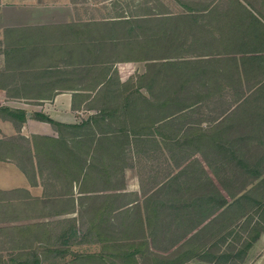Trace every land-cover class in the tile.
Returning <instances> with one entry per match:
<instances>
[{"label":"crops","instance_id":"1","mask_svg":"<svg viewBox=\"0 0 264 264\" xmlns=\"http://www.w3.org/2000/svg\"><path fill=\"white\" fill-rule=\"evenodd\" d=\"M14 8L17 9L9 18H2L0 14V31L7 30L12 34L16 31L27 33L36 28L49 27L39 23L40 15L47 11L45 7H37L28 0L17 2ZM70 9L73 10L70 4L64 8L68 17L62 26H66L63 28L66 30L81 25L74 22L73 15L69 13ZM175 17L193 19L172 23L170 29L175 32L176 41L187 47V60L204 62V71L199 77L207 82V93L250 94L252 92L249 89L264 80V0H208L205 6L184 8L181 14L173 16ZM45 19L47 18L42 20ZM72 46L76 48L77 45ZM29 51L30 49L23 50L19 46L14 48L10 52V63L21 60L22 66L17 67L20 72L42 71L44 61L40 56L32 60L33 56ZM0 59H3L4 66L7 58L1 55ZM52 59L51 67L46 68L51 72L50 80L46 81L42 76L39 81H23L10 89L0 87V111H20L25 113L27 118V122L20 126L4 120L0 114V256L45 253L49 256L47 264L54 263L55 256L52 255L57 251L93 256L100 253L101 244L104 245L102 241L109 244L110 241L117 240L115 234L118 229L121 233L120 239L125 241V235L132 233L130 242L141 243L142 248L148 249L146 253L158 258L156 263L158 260L161 263L166 255L182 249L216 217L195 230V224L188 215L189 211H172L175 212L173 216L170 214L163 219V208L170 206L167 204L170 196L161 193L163 185L143 197V201L147 203H143V207L139 208L133 226L129 223L127 227L125 220L121 221L120 225H115L112 221L107 222V228L102 226L100 232L101 222L96 218L100 210L95 205L97 201L111 194H117L118 198L132 194L141 196V186L136 179L118 193H112L110 190L107 193L85 191V185L86 188L89 187L87 182L96 176V168H93L91 175L85 179L83 160L86 151L83 152L79 145L83 137L61 136L53 130L52 125L39 121L38 117H46L60 126L83 127L93 119L88 114L96 109H92L90 105L99 93H103V89L86 88L83 86L85 83L79 81L81 79L68 75V71L75 70V64H58L59 59L55 55ZM76 61L78 60L73 58L70 63L78 64ZM86 65H89L86 68L94 73L93 59ZM137 65L139 64H127L124 67L131 69ZM77 66L84 67L85 64L80 63ZM116 68L114 67V71H118L122 83L135 76L134 69L126 71L125 68ZM55 72L59 73L53 74ZM189 93L202 94L197 90H189ZM33 94L35 96L31 97ZM92 114L96 115L94 112ZM15 128L20 130L19 135ZM6 131L11 133L6 134ZM19 138L28 144L25 152L23 147L13 145V141H18ZM73 145L75 150L69 151L68 147ZM205 166L208 168L206 163ZM105 170L108 172L103 167L102 172ZM131 171L132 169H129L125 173L128 180ZM210 178L228 199L213 173ZM184 202L187 205L196 203L190 198H183L182 203ZM88 203L92 205L91 210L86 207ZM109 205L106 206L107 211L102 209H105L108 217ZM132 206L133 204H128L122 207L119 215L131 210ZM87 209L92 212L88 222L84 219ZM118 213L113 211L114 215ZM168 218L174 219L172 225L164 224ZM222 240V234L212 239L207 233L203 240V254L222 255L227 247L226 240L223 245ZM138 243L132 245V248ZM259 244V250H262L264 236L257 245ZM187 247L189 246L184 249ZM190 253L188 251V254ZM262 253L264 257V250ZM21 263L24 261H16V264ZM26 263L32 264L33 260H26Z\"/></svg>","mask_w":264,"mask_h":264},{"label":"rangeland","instance_id":"2","mask_svg":"<svg viewBox=\"0 0 264 264\" xmlns=\"http://www.w3.org/2000/svg\"><path fill=\"white\" fill-rule=\"evenodd\" d=\"M25 2L28 0H0V14L2 18H9L15 12L14 7L17 2ZM33 2L37 7H45L46 12L40 15L39 23L47 24L49 27L36 28L33 31L22 33L21 31H16L14 34H11L10 31H0V56L5 55L7 58V63L3 66V59H0V87L3 88H12L16 87L23 81L28 83L39 81V78L43 76L44 79L50 80L49 78V69L51 67L53 59L52 56L55 55L58 57V64L62 62L68 64H75V70L68 71V75L81 79L83 86L86 88L93 89L94 85L98 83L99 76L106 73L111 67H104L98 69L99 71L94 73L90 69L86 68V63H90V60L93 59V62H96L97 54L99 48H97V33H87L80 35L81 40L76 48L73 45L75 41L74 33L71 30L63 29L66 26L64 22L68 17L65 14V6L69 4L72 6L69 13L73 15L74 22L78 24L86 23H102L104 21H115L119 18H142L145 16H153L156 19H161V22L156 23V29L169 30L172 26V23L167 25L164 21V18L173 17L174 15H179L184 11V8H196L197 6H205L208 0H29ZM63 8V9H62ZM64 14V16H63ZM42 17V18H41ZM47 18L45 20H42ZM71 18V19H72ZM163 18V20H162ZM154 19V18H153ZM1 22V21H0ZM80 26V25H79ZM146 31H152V26H144ZM74 29V28H73ZM80 29V28H79ZM144 30V29H143ZM79 31V30H76ZM139 38H144L145 35L141 31H136ZM177 33V32H176ZM25 36H27L26 39ZM173 36V35H172ZM141 41V40H140ZM143 41V40H142ZM160 43L163 45L173 46L177 44L175 35L171 38L163 37L159 39ZM175 43V44H174ZM132 44V41L129 42ZM178 45H182L179 41ZM30 49L29 53L33 56L32 60H35L37 56H40L43 60L44 69L39 72L25 71L20 72L17 70L19 65L22 66L21 60H16L15 62L10 63L11 60V50L17 47ZM130 48V47H129ZM119 53L124 54L125 57L129 58L133 55V52L126 47H121ZM112 52V49L109 50ZM130 52L131 54H127ZM142 52V51H141ZM179 55L183 58H188L187 54H184L181 49H179ZM28 53V54H29ZM143 53V52H142ZM43 56V58H42ZM136 57L139 56V51L135 54ZM73 58L77 59L78 64H85V67L77 66L76 63H70ZM31 61V60H30ZM28 63H30L28 61ZM120 65V66H119ZM115 67L118 70L119 68L124 69L127 64H119ZM205 67V64H204ZM135 76L130 80L137 84L139 79L144 80L145 85H150L151 77L153 78V73L148 71L147 64H139L134 68ZM125 68L126 71L131 70ZM118 72V71H116ZM55 72L53 74H57ZM111 85L103 89V93L96 97V99L91 103L90 107L95 108L93 112L96 115H93V112H89L88 116L90 118H95L98 115V112H104L106 115H114L115 118L110 119L109 121L90 125L84 129L79 130L78 132H73L71 130L62 131L65 136L80 135L83 137L82 142L79 144L82 147L84 153V158L89 149H93L91 153V159L88 160V165L91 166L88 175H91L92 169L96 168V173L92 181H88L85 191H97L99 193H107L108 190L112 193H118L117 190L121 191L127 187L128 183H132L134 180L138 179L142 195L132 194L124 198L116 196L117 194L108 195L109 197L97 201L96 206L100 208L99 215L96 217L100 223V232L102 231V226L105 227L107 222H115V225H120L121 221L125 220L126 226L128 224L134 225V220L138 212V208L143 207V203H147L144 200V196L153 192L156 188H160L168 180L176 176H181V173H184V177L179 181V184L182 188L189 187L190 197L186 195L184 198H191L193 201L201 202L203 197L206 195L207 181L204 175L200 172L205 171L207 176L210 177L212 174L209 167L205 166V160L202 155H206L210 161H214L212 154L208 149V146L202 140L200 136V130L204 133L209 131L213 126L215 120L221 118L220 116L228 111L235 110L238 106L236 101L239 99V93H230V94H211L207 93L208 86L207 82L204 85H194L190 86L183 91V93L190 94L188 97L196 94L189 93V90H197L202 92L199 95L200 104L197 105L190 111L173 118L171 121L170 128L165 129L164 137L158 136L155 133L152 136H146L144 138H131L130 147L124 152V155L114 154L113 144L109 142L111 138H114V134L118 132L120 127V122L125 117L124 109H130L135 107H140L145 105L141 99L146 98L150 102H153L155 98L161 99L163 96L170 95L173 98L179 92L175 88H167L162 84H158L154 88H149L148 90H142L141 96L138 95V90L135 85L131 87L128 85L125 88L118 86L115 78L112 77ZM120 80V78L118 77ZM166 79V78H165ZM65 80V77H64ZM83 80V81H82ZM114 80V81H113ZM128 80L127 82H129ZM92 81V83H91ZM205 81V80H204ZM121 84L122 83L119 81ZM142 82V83H143ZM217 84H220L219 81H216ZM168 84V83H167ZM206 85V86H205ZM206 88V89H205ZM178 91V92H177ZM238 92V91H237ZM120 93L124 96L120 98ZM35 96V94L31 95ZM183 96V95H182ZM178 99V98H177ZM124 100L135 101V104H132L130 107L124 103ZM179 100V99H178ZM183 100V99H182ZM155 104V103H153ZM116 111V113L114 112ZM156 111V110H155ZM3 112L0 111V114ZM155 118L161 116L160 112L154 114ZM8 116L2 114V118L6 120ZM132 120V118H130ZM130 120V122H132ZM133 124V123H131ZM15 130L20 134V130ZM55 132H58L57 128L53 127ZM187 130H192L188 132ZM60 131V130H59ZM152 132V131H151ZM11 132L6 131V134ZM113 135V136H112ZM112 136V137H110ZM107 138V139H106ZM109 139V140H108ZM204 141L202 145H198V142ZM186 142L191 143L190 145H184ZM30 144V143H29ZM14 146L23 147V152L27 148V142L23 141L22 138H19L18 141H13ZM75 150V145L71 147ZM71 149V150H72ZM247 152V151H246ZM256 150L249 153L251 157ZM202 154V155H201ZM248 154V152H247ZM259 155V154H258ZM115 159H120L116 163ZM126 168L124 169V167ZM103 167H105L108 172L107 175H104ZM132 169L129 174V180L127 179L126 171ZM231 169L230 172H232ZM187 174V175H185ZM223 178V175H221ZM227 180V179H225ZM186 183L188 185H186ZM86 184V183H85ZM175 189V188H174ZM255 202H259L263 207L255 208L252 203H246L244 205V211L247 212L246 217H242V210H236L235 212H230L226 214L223 218L218 217L217 220L212 221V223L207 226L204 230H201L199 234L191 239L188 244L182 247L176 253L170 252L165 257V264H185L187 262L194 261L191 264H263L264 257L262 251L264 250V244L262 245V250H259L261 244L257 245L260 242V239L264 236V177L263 179L252 182L250 187L247 189ZM91 202V200H89ZM111 203L110 205L108 203ZM128 204H133L131 210H127L123 214L114 215L113 211L117 208H122ZM110 206V213H108L106 206ZM86 207L92 208L90 203L86 204ZM85 207V208H86ZM105 208L106 211H102ZM87 209L84 213V219L88 222L91 217V213ZM164 215L163 219L168 217L170 214H175L172 212V209L164 207L162 210ZM190 213L195 211L189 210ZM100 213H102L100 215ZM199 213V212H198ZM229 213V212H228ZM197 214V213H196ZM129 215V216H122ZM195 215V214H194ZM173 216V215H172ZM82 217V216H81ZM129 217V218H128ZM127 220V221H126ZM173 218H168L165 220V225H172ZM130 221V222H129ZM221 221V222H220ZM220 222V223H219ZM107 228V227H105ZM135 230V229H133ZM208 230V232H207ZM106 232V231H104ZM109 232H107L108 235ZM209 233L212 239L218 238L222 234V238L226 240L227 247L224 253L221 254H203V240L205 235ZM120 231L116 229L115 241H110L106 244V241H102L104 245L101 244L100 253L89 256V255H71L63 251H57L55 255V261L53 264H164L163 262L157 261L155 256H151L146 253V248H141L138 241H131L132 233L125 235V241L120 239ZM117 235V236H116ZM258 235V239L253 241L252 237ZM121 236V235H120ZM123 238V236H122ZM227 238V239H226ZM224 240H222V245ZM214 241V240H213ZM219 242V239L217 240ZM136 246L132 245L137 244ZM187 247L184 249V247ZM248 246H250L248 248ZM258 246V247H257ZM144 247V246H143ZM166 247V246H165ZM168 249V247H167ZM182 250V251H181ZM172 251V250H171ZM188 251L191 252L188 254ZM135 252H140L138 255L132 254ZM49 256L45 253L40 255H16V256H0V264H16V261H25L29 260L37 264H47ZM102 258L104 261H101ZM11 261H14L12 263ZM39 262V263H38Z\"/></svg>","mask_w":264,"mask_h":264},{"label":"trees","instance_id":"3","mask_svg":"<svg viewBox=\"0 0 264 264\" xmlns=\"http://www.w3.org/2000/svg\"><path fill=\"white\" fill-rule=\"evenodd\" d=\"M164 20L167 25L171 23L187 22L189 20L193 21V19L187 17H167L164 18ZM159 21L161 22V19H156L153 16L131 19L123 17L109 22L82 23L80 26L67 29L74 33L73 36L75 37V41L72 43L76 45H81L79 44L81 40L80 35L93 32L98 34L96 42L98 43L97 48H99V52L96 62L94 63V71L97 70L96 72H98V69L104 67L111 68L106 70L105 74L99 76L98 83L94 85L93 89H97L98 87L105 89L111 85L112 77H114L118 86L120 85L121 88H125L128 85L130 87L135 85L140 98L142 97L140 93L142 90L152 89L158 84H162V81L165 87L167 86V88L179 90L175 95L179 100L170 95H165L161 99L155 98L153 102H150L148 99L142 97L143 99L141 100L145 105L124 109V112H126L125 117L119 123L120 127L118 132L114 134V138L112 137L113 135L110 136L112 138L109 142L113 144L114 154L124 155V152H126L131 145L132 137L139 139L152 136L153 133L164 137V131L170 128L169 126H172L171 121L173 118L192 110L201 102L199 99L200 94L196 93L188 97L190 94L183 93V91L188 90L187 88L190 86L192 87L196 84L203 85L205 83L203 78L199 77L204 71V62L189 61L187 58L178 56L180 53L179 49H181L184 54H187V47L178 45V41H176V46L173 45L172 47L168 46V44L163 45L162 42L160 43L159 39L163 37L172 38L175 32L171 29H156V23ZM150 25L153 27L152 31H146L144 26L147 27ZM141 30L145 35L144 38H139L137 36L136 31ZM26 38L27 36H25L24 39ZM130 41H132V44H129ZM121 47L130 49L133 55L129 58H122L125 57L124 54L117 51ZM111 49L112 52H109ZM138 51L139 56L136 57L135 54H137ZM127 54L131 53L128 52ZM119 64H147L148 71L154 75L153 78L151 77V84L145 85L143 81L146 79L142 78L138 80L139 82L137 84H134L131 80L126 84H121L118 79V72L114 71V67ZM257 85L258 86L249 89V91L252 92L250 94H238L241 96H239V99L236 101L238 105L236 109L224 112L220 116L221 118L215 120L214 126L209 131L204 133L201 130L199 131L202 140L204 138V141L208 142L206 144L210 151L209 155L212 154L215 160L210 161L206 155H201L223 191L227 194L229 200L223 196L222 192L216 187L204 170L200 173L206 178L208 191L201 202L196 201L194 205H187L185 202L182 203L186 195L190 197L189 187L184 189L179 184L185 172L181 173V176H176L168 180L161 190L163 195L170 196V200L167 204L170 205L169 208L172 209V211H195L194 213H188L195 224L194 230L201 227L211 218L216 217L215 220H217L219 216L220 218H222V216L224 218L226 214H230V212L232 213L236 210H242L241 216L246 217L247 212L243 210L246 203H252L255 208L263 207L259 202H255L246 190L250 187L252 182L259 181L264 177V80H261ZM100 94L101 93H99V95ZM123 96L124 95L120 93V98ZM124 103L130 107L132 104H135V101L124 100ZM1 112H3V115L5 114L8 116L6 118L7 121L19 124L20 126L27 122L26 115L23 112H13L9 110H2ZM114 112L116 113V111ZM157 112H160L161 116L155 118L154 114ZM112 118H115V116L106 115L104 112L99 111L95 118L79 128L60 126L46 117H38V120L57 128V133L62 136L64 135L62 132L64 130L75 132L77 129H84L91 124L99 123V121L105 123ZM130 118H132V120ZM130 120L132 122H130ZM187 131L190 132L192 130ZM204 141L198 142V145H202ZM190 144L191 143L186 142L184 145ZM71 149L72 148L68 147L69 151H73V149ZM253 150H256L255 153L259 155L253 154L250 157L249 153H252ZM92 152L93 149H89L86 158L83 160L85 179L89 177L88 172L91 166L88 165V160L91 159L90 156ZM113 160L118 164L122 162L119 161V158L115 159V156ZM231 169H233L232 172H230ZM104 175H107L106 170L104 171ZM221 175H223V178ZM186 185L188 184L186 183ZM120 209L121 208H117L115 212L118 213ZM137 210H139V208ZM262 221H264V218ZM257 239L258 235L252 237L253 241ZM140 247L142 248V246ZM249 247L250 246H248V248ZM138 254H140V252H135L132 254V257ZM100 260L104 261L102 258H100ZM162 262L165 264V259H163ZM21 264L29 263H26L25 260L24 263Z\"/></svg>","mask_w":264,"mask_h":264}]
</instances>
